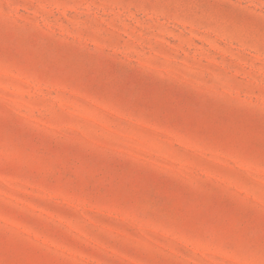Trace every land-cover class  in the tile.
Returning <instances> with one entry per match:
<instances>
[{
	"label": "rangeland",
	"instance_id": "374dc122",
	"mask_svg": "<svg viewBox=\"0 0 264 264\" xmlns=\"http://www.w3.org/2000/svg\"><path fill=\"white\" fill-rule=\"evenodd\" d=\"M0 264H264V0H0Z\"/></svg>",
	"mask_w": 264,
	"mask_h": 264
}]
</instances>
